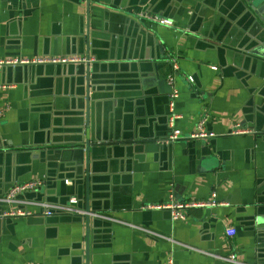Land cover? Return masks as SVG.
<instances>
[{
    "label": "crops",
    "instance_id": "1",
    "mask_svg": "<svg viewBox=\"0 0 264 264\" xmlns=\"http://www.w3.org/2000/svg\"><path fill=\"white\" fill-rule=\"evenodd\" d=\"M251 17L236 0H0V58L92 59L0 70V196L41 182L0 204V264H264V31ZM169 76L182 138L165 144ZM202 117L215 137L190 139ZM236 124L252 133L231 135ZM212 192L225 205L184 221L148 208ZM71 198L166 238L68 214L3 216Z\"/></svg>",
    "mask_w": 264,
    "mask_h": 264
},
{
    "label": "built area",
    "instance_id": "2",
    "mask_svg": "<svg viewBox=\"0 0 264 264\" xmlns=\"http://www.w3.org/2000/svg\"><path fill=\"white\" fill-rule=\"evenodd\" d=\"M136 17L139 20H144L146 22L157 23L159 25L164 26H171V22L165 18H162L157 15H149L145 13H137ZM92 59L88 57L82 56H39L33 58H25V57H17V58H0V70L6 66H17V65H39V64H84L90 62ZM176 69V67H175ZM168 85L170 91L168 93V116H167V125L169 128V136L166 143L174 142L178 139H181V133L176 128V121L180 117L179 114L176 112V100L179 96V93L174 85V77L169 76L168 78ZM0 115H2V110H0ZM206 118L202 117L196 125V128L193 132L190 133V139H199V140H208L215 137L214 133L208 132L206 130ZM252 133L251 130L241 127L239 124L233 126L230 134L231 135H244ZM41 186V182L39 181H26L13 184L5 194L0 196V204H12L18 202V196L24 194L27 191L34 190ZM27 205H31L38 210L32 211L29 209H17V208H10L7 211L3 212V216L9 218H17V217H30L34 216L36 213L40 214L41 216L49 217L55 214H68L73 216H81V217H88L93 219H102L110 222H117L120 224H125L131 226L132 228L149 235H153L160 238H166L161 234H157L151 230H148L142 226H135L131 224L123 223L119 220H116L109 216L108 214H101L98 212H91L89 210H83L78 207L77 200L75 198L69 199V201L65 204H51L45 202H26ZM220 205H225L224 202L217 199L216 193L212 192L211 196L207 200L203 201H186V202H173L172 200L168 203L163 204H155L148 206V208L154 210H162L168 209L171 214V218L173 220H181L184 221L187 219L186 211L191 208H205V207H216ZM226 237L231 238L235 234V229L232 227H227L225 229ZM188 247V246H186ZM228 260L232 263H237L235 256L229 255L227 256ZM167 264H173L172 258L168 259Z\"/></svg>",
    "mask_w": 264,
    "mask_h": 264
},
{
    "label": "water",
    "instance_id": "3",
    "mask_svg": "<svg viewBox=\"0 0 264 264\" xmlns=\"http://www.w3.org/2000/svg\"><path fill=\"white\" fill-rule=\"evenodd\" d=\"M236 1L245 10H249V12L251 13V16H252L251 18L253 19L254 23L256 25H258L262 31H264V0H236ZM87 2H88V0H87ZM84 70H85L87 80H88L89 73H90L89 66L86 65V69H84ZM87 88H88V83H87ZM10 187L11 186H8V189ZM7 190H6V192H7ZM18 198H20V197H18ZM47 202H49V201H47ZM84 220H85L86 229H87V228H89V223L91 220L88 217H85ZM92 221H94V220H92Z\"/></svg>",
    "mask_w": 264,
    "mask_h": 264
}]
</instances>
